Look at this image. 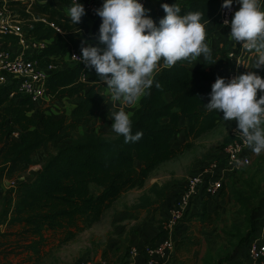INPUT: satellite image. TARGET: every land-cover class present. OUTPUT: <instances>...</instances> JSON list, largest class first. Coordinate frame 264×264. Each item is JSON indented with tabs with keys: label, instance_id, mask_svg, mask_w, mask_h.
I'll return each mask as SVG.
<instances>
[{
	"label": "trees",
	"instance_id": "trees-1",
	"mask_svg": "<svg viewBox=\"0 0 264 264\" xmlns=\"http://www.w3.org/2000/svg\"><path fill=\"white\" fill-rule=\"evenodd\" d=\"M165 3L169 6L177 4L181 16L200 12L202 24L208 21L220 24L218 12L224 0H149L148 17L157 27L166 15L161 7ZM72 5L71 0H35L33 13L38 20L31 21L28 36L47 42V48L36 55L39 60L67 55L71 49L81 52V42L84 41L81 29L99 36L100 27L98 24L92 26L86 15L78 25L71 22L68 9ZM17 6L22 16L29 17L22 5ZM52 22L61 27L63 35L50 26ZM205 30V43L209 46L215 29ZM17 41L15 36L0 37V49L15 50ZM228 54L229 49L219 48L212 58L222 67H228L224 63ZM189 62L192 61L182 60L170 69L163 68V61L160 62L161 68L154 77L153 87L130 114L132 134L142 132V139L125 143L124 137L117 134H85L50 155L34 180L16 179L4 191L0 203V256L4 260L12 254H21L19 251L39 254L49 240L48 233L59 235V244L62 245L74 240L79 233L100 223L106 211L124 193L142 189L154 170L191 148L192 140L219 126L222 114L209 112L205 105L210 102L212 85L217 77H221L214 74L212 64L207 61L194 74ZM260 77L264 78V70ZM155 82L160 83L161 89L155 87ZM14 91L16 84L0 86V142L4 152L0 182L5 177L13 179L17 170L29 168L32 154L55 142L62 132L74 131L93 122L106 103L108 93L95 70L82 63L67 64L54 70L48 80L47 94L53 102L76 101L64 115L54 116L37 108L30 97L19 92L11 97ZM182 120L186 123L184 127ZM15 132L19 133L17 138L13 137ZM181 133L188 141L179 150H173L172 142ZM233 139L230 136L227 144ZM236 175H231L228 181ZM93 188L98 190L97 194L92 193ZM142 198L136 209L148 208V201L142 203ZM204 205L205 200L203 213L199 216L202 220H211L212 217L207 216L211 213ZM185 230L180 227L181 236ZM162 235L161 231L158 237ZM243 249L239 246L235 253Z\"/></svg>",
	"mask_w": 264,
	"mask_h": 264
},
{
	"label": "clouds",
	"instance_id": "clouds-1",
	"mask_svg": "<svg viewBox=\"0 0 264 264\" xmlns=\"http://www.w3.org/2000/svg\"><path fill=\"white\" fill-rule=\"evenodd\" d=\"M238 11L230 22L229 38L248 52L258 56L255 69L264 68V11L259 0H237ZM233 0H224L222 8L231 10ZM166 13L157 27L146 16L138 0H105L94 10L102 19L98 41L100 46L81 42L79 59L86 68L94 69L99 81L107 86L111 100L134 105L153 87L154 77L161 67L170 69L182 60L195 61L203 55L214 65L212 52L206 40V30L201 23L202 13L179 15L177 4L161 5ZM71 22L78 25L85 15L83 5L75 0L68 9ZM229 26V21H224ZM87 44V46H84ZM239 66V62H237ZM155 87L161 89L159 82ZM206 109L223 113L225 122L235 121L233 130L255 155L264 153V78L254 71L232 77H217L212 85L210 102ZM112 130L124 137L125 143H135L143 133L132 134L130 114L123 109L112 114Z\"/></svg>",
	"mask_w": 264,
	"mask_h": 264
},
{
	"label": "rangeland",
	"instance_id": "rangeland-1",
	"mask_svg": "<svg viewBox=\"0 0 264 264\" xmlns=\"http://www.w3.org/2000/svg\"><path fill=\"white\" fill-rule=\"evenodd\" d=\"M234 4L240 8V4L237 0H235ZM81 35L83 40L92 44V46L99 44L98 36L91 37L88 31H86V33H81ZM85 45L87 46V44ZM48 105L46 109L53 105V101ZM65 112L63 107L55 111V113L61 115H64ZM221 114L223 118V113ZM235 128V121L225 122L222 120L215 130L196 140H192V147L173 159L172 164L179 163L176 165V168H178L176 171L181 173L191 167L194 168V170L198 169L203 163L220 155L227 144V139L232 136ZM88 130H90V128H87V131ZM65 135L71 138L70 131L66 132ZM71 140L72 138L70 142ZM59 141L60 140L57 138L55 146L58 148L56 149H59L63 145L67 146L65 145L66 143L59 144ZM2 148L3 144L0 142V166L3 164L4 152ZM56 149L54 147L51 148V154L55 153ZM39 168L40 167L35 166L34 170L31 172L32 174L28 173L29 168H27L25 170H17L13 179L5 177L0 182V192L2 193L6 188L12 186L16 179H35L39 172ZM161 180L163 181V179ZM94 190L95 189H93V191ZM142 193H145L144 196H142V203L148 201V207L154 205L156 201L152 200V197L148 196L149 194H154L157 198L163 195V193L158 191L155 187L152 188V190H148V192ZM142 193L134 194L135 197L123 198L115 208L109 209L106 212L99 224H96L87 231L79 233L74 240L62 245L59 244V235L48 233L47 236L49 240L41 248L39 254H34L31 251H19L21 254H12L6 260L0 256V264H80L85 260L97 264L101 259H106L110 264H127L126 259L128 258L127 253L130 243L125 240V237L118 235L115 230V225L118 223H112L115 214L114 209L118 208L119 212L123 214H127L126 212H128L132 216L136 215L133 217L137 218V215L139 213L142 214L143 211H133L129 210V208L139 202L140 196L143 195ZM157 195H159V197ZM152 209H154V207H152ZM152 209L148 210V212ZM191 216L192 214H190V212L186 216V223L189 229L187 232H184L185 235H189V239L193 233L200 234L202 230L206 228L210 231H214V233L219 232V240L221 242L224 241L227 246L233 248L243 246V248L246 249L250 239L257 235H261L264 227V153L260 155L252 153L250 166L227 181L225 191L220 201L215 205L214 214L207 215L213 217L209 222L211 223L209 227L207 226L208 223L206 224L207 220H202L201 217L199 222H193L194 220L192 221L193 218ZM166 218L163 215L161 216L154 213L152 218H150L149 214L144 221L145 234L150 237L152 230L156 228L162 230L161 223L164 222ZM201 239L202 238H199V241H197L202 250L205 244H202ZM22 243L24 242L22 241ZM226 255L227 252L223 250L220 251V255L216 254L215 256L209 252L201 259H203L204 264H216L214 262L215 259L220 261L221 258ZM196 259H199V256L195 258V261Z\"/></svg>",
	"mask_w": 264,
	"mask_h": 264
},
{
	"label": "built area",
	"instance_id": "built-area-1",
	"mask_svg": "<svg viewBox=\"0 0 264 264\" xmlns=\"http://www.w3.org/2000/svg\"><path fill=\"white\" fill-rule=\"evenodd\" d=\"M72 3L75 0H71ZM149 0H138L143 4L145 10L148 9ZM83 5L85 15L90 19L91 25L98 24L100 27L102 19L96 15V9L103 6L105 0H76ZM264 0H259L262 10ZM35 0H0V37L10 35L18 39L17 48L0 49V86L16 84V91L11 94L21 93L31 98L37 108L45 109L52 102L47 94V83L51 73L67 64L81 63L79 59L81 52L78 49H71L67 55L54 57L52 60L41 61L36 55L47 48L46 41L36 40L28 36V29L31 21H37L33 13ZM22 5L24 12L29 17H24L18 12V6ZM223 5V4H222ZM220 6L218 12V22L224 26V21L230 22L234 13L239 7L232 4L231 10ZM47 22L46 19H40ZM58 33L64 34L61 27L56 23H49ZM86 29H81L80 33H86ZM95 37V35H90ZM235 45L245 54H256L253 50L248 52L242 49L241 44ZM235 56V52L229 54ZM239 66L242 64L240 61ZM234 74L230 75V78ZM13 136L18 137L15 132ZM233 141L228 143L222 154L203 163L195 173L189 176L181 191L173 198L172 209L166 220L161 223L163 235L154 243H150L142 249L132 247L129 251L127 264H168L180 235V227L186 228V216L193 203L209 197L211 200L218 199L231 175L238 174L251 164L252 149L247 147L242 138L232 133ZM248 257L252 264H264V227L262 234L252 238L248 244ZM140 258V260H138ZM80 264H94L89 260ZM97 264H110L106 259H101Z\"/></svg>",
	"mask_w": 264,
	"mask_h": 264
},
{
	"label": "crops",
	"instance_id": "crops-1",
	"mask_svg": "<svg viewBox=\"0 0 264 264\" xmlns=\"http://www.w3.org/2000/svg\"><path fill=\"white\" fill-rule=\"evenodd\" d=\"M146 16L148 17V9L146 10ZM204 26L206 29H210V28L215 29L214 37L209 42V47L211 48L212 54H215L219 48L229 49V54L235 52L234 57H230V55L228 54V56L225 58L224 63L227 64L228 67H222V65H219L217 63L212 65L211 69L214 72V74H218L220 75L221 78H225L226 80L231 79L230 78L231 74H234V76H237L240 74H245L248 71H254L259 76L262 75L264 68L255 69L254 67L258 59L257 54H245L241 50H239L238 47L235 45L234 41L229 38V34L231 31V28L229 26L225 27L214 21H208L207 23L204 24ZM204 61H205L204 57L203 55H201L195 61L189 62L188 65L192 73L195 74L200 69ZM238 61H240L242 64L240 67L236 65ZM75 104H76V101H72V100L55 101L53 102V105H51V107H49L46 110L48 113H51L54 116H60V114L55 113L56 110L63 107V110H65L66 112H69L75 106ZM137 107H138V103L134 105H126V104L121 103L120 101H117L114 103L111 100L110 94L108 92L107 101L104 104L102 110L97 114L95 120L91 122L90 124L83 126L77 130L70 131L71 138L72 139L79 138L85 134H93L94 132H98V133L105 132L107 136H113L115 133L113 132L112 127H111L112 124L114 123L112 114L115 112H118L121 109H123L126 113L131 114L133 110ZM69 119L70 118H68V123H70ZM185 124H186L185 121L182 120L181 122L182 127H184ZM87 128H90V130L87 131ZM65 133L66 132H62L60 136L58 137V139L60 140L59 144L66 143L65 145H70L71 138H68L67 135H65ZM13 137L17 138L16 136H13ZM187 141L188 140L185 138L184 133H181L178 136V138L173 140L172 142L173 150H176V151L179 150ZM55 145H56V141L53 143H50L47 146H43L40 150L32 154V163L29 166V170H28L29 174H32L31 172L34 170L35 166L40 167L39 172L41 171L42 166L44 162L46 161V159L50 155H52L50 149L53 147L55 149L58 148ZM57 150L58 149H56V152ZM252 153L253 152H251V155ZM172 161L173 160L168 161L162 164L161 166H159L156 170H154L150 174L146 182V185L142 189H133V190H130L124 193L122 197L118 201H116L113 204V206L110 208V209L115 208L117 204L120 203L125 197L127 198L135 197L136 193L141 194L142 192H148V190L150 189L152 190L153 187H157L158 191L163 193V195L159 198H157L154 194H149L148 196L152 197V200H156L155 204L151 205V207H148V208L136 209V206L140 204V199L145 194V193H142L143 195L140 196L139 202L132 205L129 208V210H133V211H143L142 214L139 213L137 215V218L133 217L136 215L132 216L128 212H126L127 214H123L122 212H119L118 208L114 209L115 214L113 216L112 223L114 224L118 223L117 225H115V230L118 235L125 237V240H127L130 243L129 244L130 247L127 253L128 258H129V251L132 247H139L140 249H142V247L145 246L146 244H150L151 241L156 242L160 238L158 236L161 233V229L156 228L152 230L150 237H148L145 234L144 221L147 219V216L149 214H150V218H152L153 213L159 214L161 216L163 215L166 218L169 215L170 210L172 209L173 198L176 196L178 192L181 191L186 179L194 173V168L192 167L188 170L182 171L181 173L177 172L176 170L178 168H176V165L179 163L172 164ZM161 179H163V181ZM24 180L31 182L32 180H34V178L30 180L29 179H24ZM7 189L8 188H6L5 190ZM93 189L95 190L93 191ZM93 189H92V193L97 194L98 190L96 188H93ZM4 191L2 193L0 192V203L4 195ZM224 191H225V187H224ZM224 191L222 192L221 196L216 200H212V199L210 200L209 197L204 198L201 201L196 200L193 203L189 211L190 214H192L191 216L193 218L192 221L194 220L193 222H199L201 218V216L199 215L203 213L202 203L204 202V200L206 201V205L204 206L207 212L213 215L215 211V205L220 201ZM152 207H154V209H152ZM150 209L152 210L148 212V210ZM132 214H135V213H132ZM154 218H155V215H154ZM209 222L210 220L206 221V224L208 223L207 224L208 227L211 225V223ZM185 229L186 230L184 232H187V230L189 229L188 224L186 225ZM219 237H220L219 232L214 233V231H210L206 228H204L200 234L193 233L190 239H189V235L183 234L178 239L175 251L173 252L168 264H204L203 259L201 258L205 257L204 256L205 254L210 252L211 254H213V256H215L216 254L220 255V251L222 250L224 252H227V255L223 256L220 261L215 259L214 262L216 264H252L251 261L249 260L246 249H243L239 251L238 254H236L235 251L237 247L233 248V247L227 246L224 243V241L221 242L219 240ZM199 238H202L201 242L202 244H205V247H203L202 250L200 249L201 247H199L198 245ZM197 256H199V259H196L195 261V258H197ZM128 258L126 259L127 262H128ZM138 260H140V258H138Z\"/></svg>",
	"mask_w": 264,
	"mask_h": 264
}]
</instances>
